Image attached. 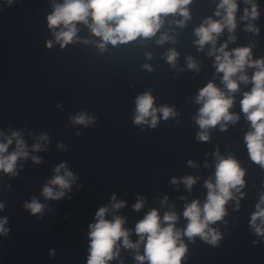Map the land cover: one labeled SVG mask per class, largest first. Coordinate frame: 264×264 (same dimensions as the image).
I'll return each instance as SVG.
<instances>
[{"label":"water","instance_id":"95a60500","mask_svg":"<svg viewBox=\"0 0 264 264\" xmlns=\"http://www.w3.org/2000/svg\"><path fill=\"white\" fill-rule=\"evenodd\" d=\"M64 3L0 0V143L12 141L4 156L17 151L18 141L27 153L11 173L0 170V264H88L90 226L101 208L107 220L123 219L129 240L139 245L125 247L121 238L114 247L119 255L107 264H150L137 259L146 255L147 235L142 241L136 225L153 210L162 227L168 226L166 214L176 215L177 246L187 248L181 264H264V234L256 231L264 230V218L252 223L258 205L264 208V167L250 157L246 136L254 128L241 106L259 69L237 73L239 88L232 92L216 59L227 44L229 53L250 48L253 61L264 60V0H237V27H225L215 48L211 42L200 46L196 31L209 19L223 20L216 15L221 0H191L185 23L179 13L162 16L154 36L116 45L95 31L91 16L74 22L76 37L61 47L57 35L67 29L51 28L48 18ZM253 5L258 18L245 19ZM209 84L233 99L229 114L237 120L201 128L198 97ZM145 94L158 110L155 127L151 116L148 123L135 122L137 100ZM161 108L173 115L165 119ZM85 114L89 120H79ZM201 133L209 139L201 140ZM227 159L237 161L245 183L230 189L225 215L205 229L219 238H189L184 212L199 202L203 219L207 184L216 185L217 165ZM69 170L70 186L54 183ZM187 178L195 180L191 187ZM49 186L66 194L50 196ZM34 202L43 205L40 211L29 207ZM117 203L124 206L117 209Z\"/></svg>","mask_w":264,"mask_h":264},{"label":"clouds","instance_id":"9594fccd","mask_svg":"<svg viewBox=\"0 0 264 264\" xmlns=\"http://www.w3.org/2000/svg\"><path fill=\"white\" fill-rule=\"evenodd\" d=\"M190 3L191 0H65L63 5L56 7L54 14L49 16L48 20L49 26L53 29L61 24L67 29V31L62 30L57 35V40L63 41L61 47H64L76 37L78 29L74 26V22L90 20L91 16H94L96 20L94 24L95 31L105 36L108 42L116 45L134 41L140 36L146 38L154 36L162 26V16L179 13L185 17V21H179V23H185L189 18L187 5ZM219 8L223 11H218L216 15H223V20L217 22L209 19L206 22L207 26H202L196 31V35L199 37L197 43L200 46L211 42L215 48L216 38L225 27L230 32L235 31L237 27V0H221ZM249 16L253 19L258 18L259 12L255 5H253L250 12L247 9L245 10L244 18L247 19ZM250 30L258 32V29L250 28ZM48 46L51 47V44ZM227 47L228 45L225 44L218 49L220 55H217L216 59L217 70L224 73L223 79L230 91L235 92L238 90L239 85L233 77L237 73L242 72L246 66L259 69L252 77L254 87L250 93H245L241 106L254 128V132L246 136L250 157L255 163L264 167V60L253 61L250 48L236 49L229 53L225 51ZM210 54H215V52ZM176 56L177 53L171 52L168 56L169 61L174 62ZM189 66L195 67L194 64ZM239 79L245 83L248 82L246 75H241ZM198 102H202L204 105L200 112V119L197 121L202 129L216 126L221 120L234 122L238 119V117L229 114V109L233 106V99L227 98L213 84H209L201 91ZM153 105L154 98L150 94H145L138 98V115L135 121L137 124L148 123L146 118L151 116V124L153 127L156 126V113L158 110ZM159 111L163 113L165 119L173 115L172 110L168 108H161ZM79 120L87 121L89 117L85 114L80 116ZM199 138L204 141L209 139L204 133H201ZM11 143V140H8L7 143H0V170L7 173L13 171L18 157L27 155L23 142L18 141L17 151L9 156H4ZM61 167L64 166L62 165ZM73 175L74 173L69 170L67 176H57L54 183L70 186L72 181L68 177ZM216 176L217 183L215 186L211 183L207 184L210 192L208 202L203 208V219H201L199 202H194L184 212V216L190 220L184 232L189 238L200 235L204 239H208L210 235V242L215 243L219 237L213 230L208 229L206 233L205 229L208 228L209 222L219 221L225 215L224 206L232 198L230 189L236 188L238 185L243 186L245 183V172L234 159L222 160L217 165ZM185 183L191 187L195 180L187 178ZM46 192L50 196L66 194L57 191L52 186H49ZM261 205H264V197L261 198ZM114 206L119 209L124 205L117 203ZM29 207L33 212H38L43 205L34 202ZM142 207V202L135 205L137 210ZM0 208H2V205H0ZM258 209L259 211L252 217L253 225H255L257 219L264 218V208L258 205ZM107 211V209L101 208L97 213V223L90 226L92 242L88 264H107V261L113 260L119 255V252H114V247L121 238H123L125 247H139L138 244H133L129 240V232L123 227V219L116 218L114 221H109L105 218ZM176 219L175 214H166L163 221L168 226L162 227L158 212L153 210L136 225V233L140 235L142 241L147 235L146 255L137 256L139 261L147 260L150 264H181L187 248L182 242L177 246L181 234L175 230L174 222ZM0 231H2V227H0ZM256 231L264 234V230L259 227L256 228Z\"/></svg>","mask_w":264,"mask_h":264}]
</instances>
